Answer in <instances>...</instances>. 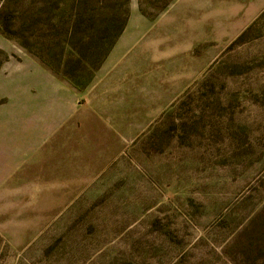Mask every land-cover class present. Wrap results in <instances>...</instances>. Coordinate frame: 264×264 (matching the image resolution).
Instances as JSON below:
<instances>
[{
    "label": "rangeland",
    "instance_id": "374dc122",
    "mask_svg": "<svg viewBox=\"0 0 264 264\" xmlns=\"http://www.w3.org/2000/svg\"><path fill=\"white\" fill-rule=\"evenodd\" d=\"M187 2L0 0L4 124L44 71L81 108L133 51L71 123L79 152L49 144L0 186V264H264V10L202 30Z\"/></svg>",
    "mask_w": 264,
    "mask_h": 264
},
{
    "label": "crops",
    "instance_id": "0c3cea01",
    "mask_svg": "<svg viewBox=\"0 0 264 264\" xmlns=\"http://www.w3.org/2000/svg\"><path fill=\"white\" fill-rule=\"evenodd\" d=\"M188 2H190L189 8L187 5L184 8H187V12H190L202 30L209 29L215 23L224 25L225 29H240L264 10V0H217L216 2L214 0H188ZM213 17L215 20L212 19ZM129 47L127 40H120L115 46L109 60L103 65L101 76L98 79L95 78L93 89L84 96L85 102L81 108H79L78 95L53 74L44 71L49 80L31 89V92L36 91V96L31 101L21 100L15 110L13 120L4 124L3 122L7 119L3 121V115L0 114L1 188L5 189L16 183L15 177L27 158L44 150L49 144L51 148L45 151V155L51 157L56 156L55 144L63 146L72 140H75L74 144L77 145L76 150L72 151L79 152L83 141L69 137L70 125L76 122L79 130L84 129L87 107L94 111V116L97 114V88H108L112 85L114 76L126 75L129 66L126 57L129 56L128 54H133ZM122 84L127 86L126 82ZM79 120L82 124L78 123ZM81 165L84 166L83 162ZM64 181L67 180L62 179V184ZM46 188L53 189L54 187Z\"/></svg>",
    "mask_w": 264,
    "mask_h": 264
},
{
    "label": "trees",
    "instance_id": "16d2710c",
    "mask_svg": "<svg viewBox=\"0 0 264 264\" xmlns=\"http://www.w3.org/2000/svg\"><path fill=\"white\" fill-rule=\"evenodd\" d=\"M128 1H129V0H125L126 3H127ZM170 1H171V0H170ZM165 5H166V4H163L162 6H158V7H156L155 9L158 10V12H159V11H161V10L165 7ZM141 11H142V9H141ZM143 12H144V10H143Z\"/></svg>",
    "mask_w": 264,
    "mask_h": 264
}]
</instances>
